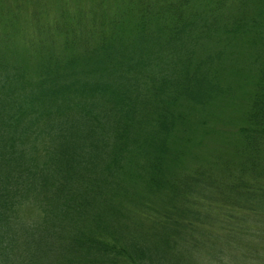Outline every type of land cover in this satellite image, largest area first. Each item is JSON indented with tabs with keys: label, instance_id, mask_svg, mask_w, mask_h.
Masks as SVG:
<instances>
[{
	"label": "trees",
	"instance_id": "obj_1",
	"mask_svg": "<svg viewBox=\"0 0 264 264\" xmlns=\"http://www.w3.org/2000/svg\"><path fill=\"white\" fill-rule=\"evenodd\" d=\"M72 4L55 17L33 10L21 27V2L0 7V264H184L182 246L208 218L195 196L214 184L249 202L241 215H219L248 233L241 224L264 202L254 170L264 148V0ZM238 41L255 49L257 67L238 156L220 180L213 166L179 175L173 144L189 125L179 108L211 101L178 87L194 81L211 98L213 61L192 67L195 51ZM233 165L241 175L224 183ZM24 201L42 209L40 222L22 224Z\"/></svg>",
	"mask_w": 264,
	"mask_h": 264
},
{
	"label": "rangeland",
	"instance_id": "obj_2",
	"mask_svg": "<svg viewBox=\"0 0 264 264\" xmlns=\"http://www.w3.org/2000/svg\"><path fill=\"white\" fill-rule=\"evenodd\" d=\"M17 1L22 3V9L18 10L16 17V23L21 27L26 21L23 16L33 10L44 11L46 17H55L63 4H70L72 1L73 6L79 3L89 8L98 0ZM114 1L104 0L107 10L111 11L114 8ZM0 2L1 7L2 2H13V0H0ZM7 21L8 16L0 18V34L5 31L4 25ZM15 39L19 42L18 38ZM195 54L192 67L197 63L194 59L199 61L210 57L213 61L208 77L213 86V93L211 98L208 97L209 95L206 97L205 92L201 91V86L194 81H189L185 89L178 87L183 96L194 91L195 93L192 94L199 100L211 102L200 109H192L186 102L182 103L179 110L188 115L189 125L187 133H180L179 140H175L173 144L180 153L182 164L177 170L171 168L181 175L189 174L198 167V170H204L202 168L213 166L210 173L215 179L220 180V168L230 165L229 161H233L238 156L234 135L243 123L242 113L251 94L252 78L256 75L257 67L253 60L255 49L246 47L244 41L230 42L222 47L207 42L201 44ZM202 71L207 72V69ZM232 167L236 168L234 177L224 183L229 180L231 183L237 182L236 178L241 175L238 165ZM254 170L257 171V179L264 181V148L261 156L259 154V163ZM250 174L251 172L248 171L243 178L251 180ZM229 190V194L227 191L220 194L217 184L207 189L199 188L195 196L199 204L197 206L202 212H206L208 218L203 225L198 226L199 233L196 240L192 244L182 246L183 254H187V259H183L184 264H264V202H258L256 205L259 209L256 210L253 218L248 215L247 223L241 224L242 228L246 226L248 233L244 234L240 229L231 231L230 227L225 226L220 219L221 211L223 210L222 213L225 214L237 212L241 215L243 210H239L242 209L239 204L246 207L249 202L243 200L238 193ZM17 209V216L22 220L23 225L40 222L44 216L42 209L32 202L24 201L17 205ZM25 228L28 229L26 226Z\"/></svg>",
	"mask_w": 264,
	"mask_h": 264
}]
</instances>
